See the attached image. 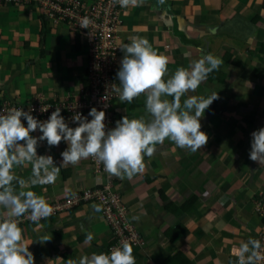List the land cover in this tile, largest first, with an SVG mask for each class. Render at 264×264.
Instances as JSON below:
<instances>
[{"label":"crops","instance_id":"crops-1","mask_svg":"<svg viewBox=\"0 0 264 264\" xmlns=\"http://www.w3.org/2000/svg\"><path fill=\"white\" fill-rule=\"evenodd\" d=\"M122 20L120 45L130 43L131 36L146 38L168 58L165 80L206 53L222 60L195 92L181 97L183 105L187 96L217 93L200 118L206 144L192 152L165 139L145 157L144 171L121 179L98 173L90 158L61 164L67 145L49 147L41 141L37 155H51L60 169L55 182L32 185V165L26 163L13 167V187L33 191L51 205L114 183L148 243L145 249L133 248L136 264H238L240 244L264 229L253 206L264 192V165L249 159L250 134L264 127V0H143L127 7ZM59 54L71 64L60 63ZM86 55L85 37L47 19L38 0L0 1V105L79 98L87 80ZM145 99L141 94L130 104L118 100L116 121L125 115L150 120ZM20 227L34 264H67L92 252L108 253L117 242L94 205Z\"/></svg>","mask_w":264,"mask_h":264},{"label":"clouds","instance_id":"clouds-1","mask_svg":"<svg viewBox=\"0 0 264 264\" xmlns=\"http://www.w3.org/2000/svg\"><path fill=\"white\" fill-rule=\"evenodd\" d=\"M114 2L127 8L139 6L143 0ZM88 24V18H83L81 28H87ZM129 40L130 43H122L119 48L123 56L116 73L119 83L114 91L120 102L129 104L141 94L145 95V109L150 120L144 117L129 119L125 115L115 122L114 127L106 129L105 112L93 107L88 112L90 120L76 113L70 120L77 126L69 127L58 107L43 121L31 114L32 109L0 111V207L5 209L0 213V264H34L29 244L23 243L17 218L29 213L30 219L37 222L53 211L43 197L30 190L16 192L12 184L16 179L13 167L26 163L32 165V185L55 182L60 169L51 155H37L39 142L46 141L49 147H54L63 141L67 147L60 153L61 164L75 165L81 159L91 157L102 163L108 174L121 179L144 171L145 157H151L155 146L165 139L192 152L206 144L208 137L201 131L200 118L219 98L217 93L210 97L187 96L183 105L181 97L195 92L208 75L219 68L222 60L206 53L190 61L188 67H178L165 80L167 56L155 51L144 37L131 36ZM248 86H251L250 82ZM41 111H48V107ZM36 131L41 135H31ZM250 136L249 159L264 165V127L254 130ZM19 183L23 185L25 182L21 180ZM92 239L89 233L86 241ZM260 248L258 240L250 238L242 242L235 251L239 264H255L260 258ZM67 264H136V260L131 244L123 242L108 253L92 252L78 260L69 259Z\"/></svg>","mask_w":264,"mask_h":264},{"label":"built area","instance_id":"built-area-1","mask_svg":"<svg viewBox=\"0 0 264 264\" xmlns=\"http://www.w3.org/2000/svg\"><path fill=\"white\" fill-rule=\"evenodd\" d=\"M33 1L35 0H19L25 3ZM38 3L47 19L54 23H63L85 37L87 46L85 86L81 89L79 98L67 97L53 103L43 101L28 107L7 101L0 105V111H7L9 108H22L25 111L32 109L31 114L43 121L58 107L61 109V115L71 127L77 125L70 120V117L80 113L90 120L88 112L95 107L98 111L105 112L106 129L112 128L116 121V99L119 98L114 91V87L119 83L116 73L122 55L119 49L121 46L119 32L123 25L122 16L126 8H122L114 0H96L91 4L82 0H38ZM85 17L88 18L89 24L87 28H81ZM47 107L48 111H41ZM23 122L26 126V121ZM90 159L96 165L98 173H107L102 163H98L94 158L90 157ZM85 205L99 206L110 228L114 231L117 242L110 250L123 242L130 243L132 248H145L147 241L131 220L129 209L123 203V197L114 190V183L85 190L63 201L54 202L50 205L53 209L52 213L37 222H33L29 214L17 218V223L18 226L25 222L38 224ZM253 206L255 214L264 221V192L254 198ZM256 239L260 241L261 248L258 250L260 258L255 261V264H264V232L257 235Z\"/></svg>","mask_w":264,"mask_h":264},{"label":"trees","instance_id":"trees-1","mask_svg":"<svg viewBox=\"0 0 264 264\" xmlns=\"http://www.w3.org/2000/svg\"><path fill=\"white\" fill-rule=\"evenodd\" d=\"M118 100H119V98L116 99V102H117ZM115 122H116V121H115ZM115 122L113 123V127L115 126ZM114 190L117 191L116 188H115V186H114ZM120 194H121V196L123 197V194H122L121 190H120ZM123 203L126 205V203L124 202V197H123ZM184 207H185V206H183V208H184ZM181 208H182V207H181ZM129 212H130V211H129ZM27 215H29V213H26V214H25V216H27ZM21 217H24V215L21 216ZM257 217H258V216H257ZM258 218H259V217H258ZM49 219H50V218H49ZM259 219H260V218H259ZM46 220H48V219H46ZM46 220H44V221H46ZM260 220L264 223V221H263L262 219H260ZM44 221H42V222H44ZM42 222H41V223H42ZM41 223H38L37 225H39V224H41ZM25 224H28V223L25 222V223L19 225V227L22 226V225H25ZM262 232H264V229H263L260 233H262ZM260 233H259V234H260ZM259 234H258V235H259ZM255 240H257V239H255ZM147 245H148V243H147ZM147 245L145 246V248L147 247ZM145 248H144V249H145ZM137 249H139V248H137Z\"/></svg>","mask_w":264,"mask_h":264},{"label":"rangeland","instance_id":"rangeland-1","mask_svg":"<svg viewBox=\"0 0 264 264\" xmlns=\"http://www.w3.org/2000/svg\"><path fill=\"white\" fill-rule=\"evenodd\" d=\"M75 56H76V53H74L73 54V57L75 58ZM58 60H59V62L60 63H62V64H66V65H70L71 64V62H72V59L71 58H68V60H64L62 57H61V55L59 54V56H58ZM76 63V62H75ZM74 63V64H75ZM134 249H137V248H134ZM237 260L236 259H233L232 260V262H236Z\"/></svg>","mask_w":264,"mask_h":264}]
</instances>
